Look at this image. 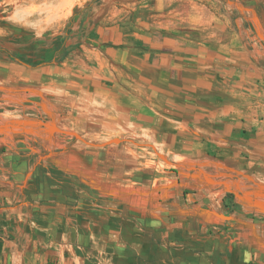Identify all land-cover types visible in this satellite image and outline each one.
<instances>
[{"label":"crops","instance_id":"0c3cea01","mask_svg":"<svg viewBox=\"0 0 264 264\" xmlns=\"http://www.w3.org/2000/svg\"><path fill=\"white\" fill-rule=\"evenodd\" d=\"M101 1L72 35L91 30L109 4L103 20H111L100 36L122 42L112 26L117 4H148ZM201 1L152 0L143 17L156 19L154 50L134 56L107 47L118 63L113 85L70 77L80 48L36 66L35 51L19 62L0 58V264H264V214L232 191L264 183V65L245 50L238 52L245 62L222 61L199 40L180 36L179 28L193 26L186 17L210 12ZM210 4L219 11L223 4L234 24L236 17L264 20V0ZM11 13L17 22L32 16ZM0 38L28 53L16 37ZM127 68L137 76L136 96L128 99L119 90L129 84ZM146 70L158 73L157 82ZM86 98L84 111L82 105L68 116L67 100ZM89 115L100 129L81 123ZM45 122L91 143L121 140L95 146L49 132Z\"/></svg>","mask_w":264,"mask_h":264},{"label":"rangeland","instance_id":"374dc122","mask_svg":"<svg viewBox=\"0 0 264 264\" xmlns=\"http://www.w3.org/2000/svg\"><path fill=\"white\" fill-rule=\"evenodd\" d=\"M99 1L100 0H0V34L12 35L13 38L16 37L15 41L17 42L21 40L22 45L21 43L19 45H21L23 49H28V53L23 51L20 53L23 55V58H26L29 56L28 54L33 51L36 52V55L51 53L54 44L63 39L66 28L68 26L73 27V29L70 30L71 39H67L65 44H74V47L63 59H65L72 50L77 48L80 49L73 55L75 64L73 67H75V70L70 77L76 81H82V83L86 80L90 85H93L94 82H100L103 86L109 84L113 85L114 80L111 77H113L114 74L111 73L115 70H112L114 69L112 68V64L116 65L118 63L108 54L107 47L128 48L130 54L134 56L142 54L143 51H150L152 53L154 49L150 46V39H153V32L155 30L153 26L155 25L154 21L156 19H154V17H143V15L152 13L148 5L152 0H148V4L144 7L133 4L126 6L123 10L120 9L123 5L117 4L116 8L119 9L115 11V16L118 17V21L112 23V26L114 31L121 33L122 42L120 38L119 43H113V41H107L100 36V30L105 26L107 27V22L111 20L110 18L103 20V14L108 13L112 9V5L107 4L101 9L100 12L102 16L93 23L91 30L80 31L82 32L81 36L80 32L72 35L76 28L78 30L79 20L83 15L88 13L90 7L93 8L102 3V1ZM107 1L110 2V0ZM201 2L204 3L207 10H210V12L201 17H186L192 20L193 26L179 28L180 36L187 34V39L191 42L199 40L204 44L206 49L210 48L218 52V57L222 61L233 58L237 63L245 62L243 58H240V54H238V52H243L245 50L253 55V59L256 57V60L254 59L255 61L264 65V20H261L260 17H236L234 24L233 21L232 23L229 21V17H226V13L224 12L226 9L223 8V4H220L222 10L219 11L218 9L214 10L212 8L210 4L211 0H202ZM90 3L92 5L89 8L85 7ZM84 8H87V10ZM16 10H22L25 15L32 13V16L27 17L28 19L26 20L23 19L22 22H17L18 20L16 17H9L12 14L11 12ZM70 11H72V14L76 13V16L71 18V22L69 20L70 17H39L42 14H66ZM41 19H44L43 23ZM168 22L170 21L168 20ZM233 28L236 29V34H234ZM164 34L168 35L166 31L162 32V36ZM233 34L234 36L236 35L235 42L232 40ZM164 37L166 36L162 38ZM71 41L74 43H71ZM5 42L8 43L9 39ZM80 44L84 47H79ZM231 48H234L237 54L230 51ZM229 53L231 54L229 55ZM35 54L34 56L32 54V56L34 60H37L38 57ZM117 72L119 73L120 70H117ZM144 72V77L146 79L150 82H157L158 73L149 70ZM122 73L132 82L129 81V84L119 90H122L124 96H127L126 99L136 96V73L128 68L122 71ZM164 89H166L165 86ZM219 93H224L223 89H221ZM77 100L78 99L67 100V108L70 110L68 116L76 110H81L82 105L84 111V106L90 104L89 98L84 99L83 104H80V102L77 103ZM96 105L97 103L94 102L93 105H90V108L93 110L92 112L95 111L98 113ZM89 116L88 121L83 120L80 122H86L85 124L92 127L93 130L100 129V127H102V125H98L100 119L92 117V115ZM77 133L80 134L79 132ZM92 137L98 138V136ZM84 139L87 141L89 140L86 137ZM94 141L95 142L92 143H102L97 140Z\"/></svg>","mask_w":264,"mask_h":264},{"label":"water","instance_id":"95a60500","mask_svg":"<svg viewBox=\"0 0 264 264\" xmlns=\"http://www.w3.org/2000/svg\"><path fill=\"white\" fill-rule=\"evenodd\" d=\"M22 121V120H19ZM35 121H28V124H34ZM44 124L49 132H59L64 135L72 136L76 139H79L87 144H92L95 146H104L110 143L119 142L121 139L119 138H111L108 141L102 143H91L85 140L80 134L76 131L66 130L59 127H56L52 122H45ZM162 159L168 161L162 154L157 153ZM236 196V199L245 205H248L252 209L258 211L259 213L264 214V183L253 182L251 185H236V189L232 190ZM226 217V216H224Z\"/></svg>","mask_w":264,"mask_h":264},{"label":"trees","instance_id":"16d2710c","mask_svg":"<svg viewBox=\"0 0 264 264\" xmlns=\"http://www.w3.org/2000/svg\"><path fill=\"white\" fill-rule=\"evenodd\" d=\"M90 6L91 3L86 5L85 7H90ZM72 17L73 16L69 18L70 22ZM70 30H71L70 26H68L65 30V35L63 39L54 44V48L51 53L48 54L42 53L40 55L39 54L36 55L38 57L37 59L38 62L33 63L32 66H36L37 63L48 64L52 62H60L61 60H63L66 54L74 47V44H68V45L65 44V41L70 38ZM12 44L13 43L11 44L9 42L7 43L2 38H0V58L4 57L8 61H18V62L19 60L22 61L23 58L21 59V57H23V55L18 53V51L13 47Z\"/></svg>","mask_w":264,"mask_h":264}]
</instances>
